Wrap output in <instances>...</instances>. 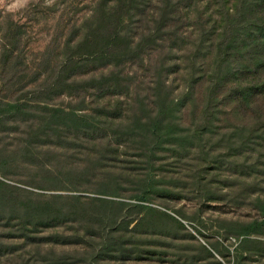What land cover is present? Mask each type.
<instances>
[{"label": "trees", "instance_id": "trees-1", "mask_svg": "<svg viewBox=\"0 0 264 264\" xmlns=\"http://www.w3.org/2000/svg\"><path fill=\"white\" fill-rule=\"evenodd\" d=\"M82 2L85 12L81 18L54 34L50 49L59 53L60 59L50 68L47 66L48 74L35 90L40 97L76 96V106L52 108L36 96L34 102L41 106L38 113L30 110L33 101L25 97L0 98V122L14 120L26 126L28 143L50 135L57 141L69 137L106 141L102 153L113 141L117 146L133 143L148 171L160 167L159 152L184 156L195 149L201 168L194 172L193 183L200 187L206 201L214 197L202 176L206 169L236 166L232 162L235 160L240 161L239 173L254 179L243 186L244 190L263 191L256 178L264 177V0ZM16 28L7 27L0 56V65L7 69L11 82L20 72L15 64H9L20 41ZM44 64L40 62V66ZM126 66L147 72L149 80L143 93L133 72H125ZM42 73L38 71L29 83L38 81ZM171 75L179 78L182 86L177 95L168 81ZM10 81L4 85L9 86ZM129 95L134 99L132 118L118 121L115 113L119 106L111 109L104 101H118ZM183 116L188 120H183ZM156 183L153 177L141 180L140 192L133 196L136 203L132 204L102 198L80 202V197L74 195L53 196L49 206L56 207L57 201L63 200L67 211L49 207L35 211V219L50 221L87 215L97 219L100 244L87 264L126 261L131 256L111 230L119 231L136 221L126 222L124 209H128L126 215L134 210L142 215L135 227L148 213L163 215L141 204L150 201ZM112 191L114 186L109 183L100 184L97 189L100 195ZM5 202L0 195V205ZM83 206L97 210L90 213L77 209ZM258 208L264 219V203ZM262 223L252 222L239 234L246 237ZM248 242L244 240L241 246ZM201 247L204 255L214 258ZM213 251L225 259L217 244Z\"/></svg>", "mask_w": 264, "mask_h": 264}, {"label": "rangeland", "instance_id": "rangeland-1", "mask_svg": "<svg viewBox=\"0 0 264 264\" xmlns=\"http://www.w3.org/2000/svg\"><path fill=\"white\" fill-rule=\"evenodd\" d=\"M55 1L0 0V56L7 27L16 25L20 35L9 62L20 72L11 82L7 69L0 65V98L25 97L33 101L30 110L38 113L41 106H36V96L52 108L68 109L78 103L76 96L40 97L35 93L48 74L47 66L50 68L60 59L59 53L50 49L54 34L85 12L82 0H57V5ZM43 61L45 64L40 66ZM38 71L43 72L38 81L29 83ZM125 72H133L143 93L149 80L147 72L128 66ZM6 81L13 85L6 87ZM168 81L177 95L182 88L179 78L171 75ZM133 103L132 95L104 101L111 109L119 106L115 118L121 122L131 120ZM183 120L188 117L183 116ZM27 129L14 120L0 122V195L6 200L5 205H0V264H87L100 244V222L88 215L36 220L35 211L49 207L67 211L63 200H58L56 207L49 206L53 196L74 195L80 197V202L102 198L136 203L133 196L140 192L139 182L152 177L157 181L156 193L150 194L148 203L141 204L163 215L148 213L135 227L142 215L134 210L129 216L128 209H124L126 222L136 221L111 231L131 257L126 261L107 260V264H236L237 260V264H264V219L258 208L264 203V189H255L254 193L244 190L243 186L254 179L239 173V160L232 161L236 166L206 169L202 176L209 183L208 190L214 193L212 200L206 201L200 187L193 183L194 172L201 168L195 149L184 156L159 152L160 167L148 171L133 143L117 146L113 141L102 153L106 141L71 137L57 141L50 135L28 143ZM99 158L102 160L98 163ZM256 179L264 188V177ZM107 183L114 186V191L98 194L99 185ZM77 209L90 213L97 210L88 206ZM255 221L263 223L246 237L239 234ZM244 240L249 242L241 246ZM215 244L225 259L213 251ZM201 246L214 258L204 255Z\"/></svg>", "mask_w": 264, "mask_h": 264}]
</instances>
